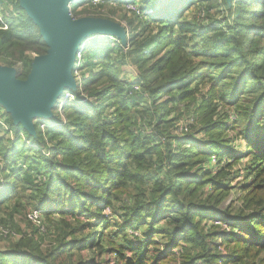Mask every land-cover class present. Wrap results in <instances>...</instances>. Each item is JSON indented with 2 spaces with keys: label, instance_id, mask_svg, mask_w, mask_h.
<instances>
[{
  "label": "trees",
  "instance_id": "16d2710c",
  "mask_svg": "<svg viewBox=\"0 0 264 264\" xmlns=\"http://www.w3.org/2000/svg\"><path fill=\"white\" fill-rule=\"evenodd\" d=\"M87 2L72 13L112 3ZM132 2L141 14L123 4L131 16L120 19L128 45L87 39L65 123L56 114L32 134L5 113L14 138H0V227L18 237L0 235V264H264V0ZM0 8V58L27 79L31 54L49 46L19 0ZM117 46L136 78H123ZM181 123L202 144L177 140Z\"/></svg>",
  "mask_w": 264,
  "mask_h": 264
},
{
  "label": "water",
  "instance_id": "95a60500",
  "mask_svg": "<svg viewBox=\"0 0 264 264\" xmlns=\"http://www.w3.org/2000/svg\"><path fill=\"white\" fill-rule=\"evenodd\" d=\"M72 0H19L39 26L49 49L36 55L27 79H19L14 66L0 64V105L15 124L35 134L37 118L53 117V108L65 88H76L73 63L78 44L92 34H112L126 41L124 27L102 17L74 18Z\"/></svg>",
  "mask_w": 264,
  "mask_h": 264
},
{
  "label": "rangeland",
  "instance_id": "374dc122",
  "mask_svg": "<svg viewBox=\"0 0 264 264\" xmlns=\"http://www.w3.org/2000/svg\"><path fill=\"white\" fill-rule=\"evenodd\" d=\"M141 3V2H140ZM124 4L123 0H112L111 2H105L102 8V11L99 13L97 12H93L89 15H84V13L82 14V6L78 8V12L76 14H73L74 17L80 18V17H86V16H91V17H97V15H102V16H110V18H112L114 21H120V19L124 18V11H125V7L122 6ZM207 4V3H206ZM88 5V4H87ZM141 7H143V4H141ZM198 7L197 6H192L189 11H187V15L189 16V18H194V11L195 9ZM210 10L208 12L209 14V18H215L216 16V12H217V8L216 5L214 4L213 6H209ZM150 8V7H149ZM152 9V7L150 8V10ZM126 12V11H125ZM127 13V12H126ZM128 14V13H127ZM157 14H161V13H156ZM128 16H131L128 14ZM123 21V20H121ZM33 59L36 57V55L31 54ZM114 56L116 57V62H118V64L121 63V61H124V64L120 66V68L122 69V76L124 79L129 80L130 78H136L137 74H138V69L137 66L132 62V59L130 57H126L125 55H123L120 50H119V46L116 47L115 49V53ZM27 60V58H24L23 61L25 62ZM0 64L2 65H7L8 62L5 60H1L0 58ZM25 64V63H23ZM14 68H16V72L17 75L20 73V70L22 68V64L19 63L17 65H14ZM85 69H82L81 72L83 73ZM81 83V79L78 81V87H80ZM53 114L56 115L58 114L60 116L61 119H65L66 120V116L64 113V109H60L57 107V105L55 106V108H53ZM187 114H185V116L183 117V119H186ZM55 117V116H54ZM187 120V119H186ZM185 121V120H184ZM12 132L7 133L5 131H1L0 132V138H7L8 136L10 138H12ZM178 139L177 140H181V143H188V144H202L204 137L202 136V134H200V132H197L194 128H187V129H181V131H179V135H178ZM236 180L233 181V184H235ZM12 181H8V185H11ZM234 194L236 195V190L234 191ZM234 194H232L228 201L225 203V206L227 204H229L231 202V200L234 198ZM24 213V212H23ZM21 212H19V215H17L18 218V223L20 224V226H22L23 228H30L29 226L31 224H29L25 218V216L21 215L23 214ZM34 228V227H33ZM4 245H7L6 242L2 241L0 239V248L3 249Z\"/></svg>",
  "mask_w": 264,
  "mask_h": 264
},
{
  "label": "built area",
  "instance_id": "2783aa9c",
  "mask_svg": "<svg viewBox=\"0 0 264 264\" xmlns=\"http://www.w3.org/2000/svg\"><path fill=\"white\" fill-rule=\"evenodd\" d=\"M78 0H72L70 1V5H72V3L76 2ZM89 2H87L86 4L88 3H92V4H99L101 2H103L104 0H87ZM112 1V0H110ZM126 5V8L130 11V12H133V13H140L141 14V10H140V7L137 5V4H134L132 2V0H125V3ZM9 12H13V8H11L9 10ZM73 16V14H72ZM74 17V16H73ZM74 18H77V17H74ZM198 18L200 20H202V22L204 24L207 23V19H206V14H205V11L202 10L199 14H198ZM118 23H120L125 31H126V41L125 42H122L124 45H128V39L131 35V28H129V26L127 25L126 21H117ZM0 28L1 29H8V24L7 22L5 21V16H4V11H2V8H0ZM98 34V33H97ZM96 35V34H95ZM102 36H114L112 34H100ZM90 36V35H89ZM89 36H87L86 38H84L77 46V50H76V53H75V59H74V63H73V75L75 77V80H76V83H77V86L76 88L72 89V88H65L63 90V92L61 93V96L59 97L58 99V102H57V107L60 108V109H64V106L65 104L69 101V100H76V94L73 93L72 91L70 90H76L77 87H78V81L82 78V72L81 70L84 69V65L86 63V44H87V39L89 38ZM117 37V36H116ZM117 39H119L117 37ZM120 40V39H119ZM126 49H128V46H126ZM136 89H139V87H136ZM5 113L7 114L8 112L6 111V109L0 105V130L2 131H5L7 133H10L12 132L10 127H8V124L6 122V116H5ZM54 115V114H53ZM233 116V115H232ZM54 118L53 117H50V118H37L34 120V122H39L41 124V128L42 129H46L48 125H53L54 122H52V119ZM66 120L63 118L62 119V123H65ZM187 125H184L181 123V126H180V129L179 131H181V129H187L186 127ZM189 128V127H188ZM12 138L13 139V133H12ZM9 137V136H8ZM47 153V152H46ZM213 162L215 163L216 162V158L214 157L213 158ZM40 212H34L30 217L36 221L38 219V217L40 216ZM42 215V214H41ZM221 222L220 221H215V224H220ZM0 231H1V236L3 237H8L10 234H13L14 236H17L15 232H12L9 228H6L4 226H1L0 227ZM5 242V241H4Z\"/></svg>",
  "mask_w": 264,
  "mask_h": 264
}]
</instances>
